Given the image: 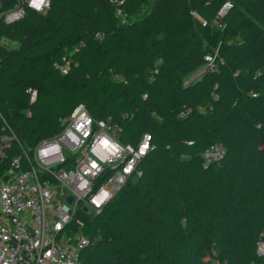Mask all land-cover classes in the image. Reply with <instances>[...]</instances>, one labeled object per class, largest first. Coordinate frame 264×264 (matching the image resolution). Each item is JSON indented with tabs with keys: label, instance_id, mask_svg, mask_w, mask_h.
<instances>
[{
	"label": "trees",
	"instance_id": "16d2710c",
	"mask_svg": "<svg viewBox=\"0 0 264 264\" xmlns=\"http://www.w3.org/2000/svg\"><path fill=\"white\" fill-rule=\"evenodd\" d=\"M49 1L46 15L0 19V109L20 142L59 133L80 105L123 143L153 139L142 175L87 221L82 263L264 264V0ZM209 55L217 71L181 81Z\"/></svg>",
	"mask_w": 264,
	"mask_h": 264
},
{
	"label": "built area",
	"instance_id": "2783aa9c",
	"mask_svg": "<svg viewBox=\"0 0 264 264\" xmlns=\"http://www.w3.org/2000/svg\"><path fill=\"white\" fill-rule=\"evenodd\" d=\"M31 4L17 0L0 19L13 23L28 10L42 15L49 10V0L39 10ZM226 4L215 21L219 28L233 8L232 2ZM216 60L206 57L204 73L218 70ZM69 67L62 65L61 72L66 74ZM28 92L33 103L37 91ZM61 124L59 133L27 149L0 109V264H83L81 253L92 243L85 232L87 221L142 175L139 165L153 149L150 134L142 135L137 145L123 143L118 123L112 118L95 120L84 105ZM216 148L205 154L209 163L223 155ZM43 151L49 155L39 156ZM101 189L111 196L98 208L92 200ZM257 254L264 257V230Z\"/></svg>",
	"mask_w": 264,
	"mask_h": 264
},
{
	"label": "rangeland",
	"instance_id": "374dc122",
	"mask_svg": "<svg viewBox=\"0 0 264 264\" xmlns=\"http://www.w3.org/2000/svg\"><path fill=\"white\" fill-rule=\"evenodd\" d=\"M148 9H144L143 10V14L141 16H136V18H144L146 16V14L148 13ZM122 23H125V20H122ZM6 43L9 44V46H6ZM5 48L10 49V50H15V49H19V44H14L11 42H7L6 40H4V44ZM73 50L68 51L69 55L72 56L73 54ZM203 67H201L200 69H198L196 72H194L193 74H191L188 77H182L180 78L182 82L184 83H190V82H195L196 80L200 79L202 74L204 73V70H202ZM216 151H218L219 154H224L225 152V148L223 146H217ZM145 217L148 219H153L154 217L148 212V211H144ZM212 253V251H211Z\"/></svg>",
	"mask_w": 264,
	"mask_h": 264
},
{
	"label": "clouds",
	"instance_id": "9594fccd",
	"mask_svg": "<svg viewBox=\"0 0 264 264\" xmlns=\"http://www.w3.org/2000/svg\"><path fill=\"white\" fill-rule=\"evenodd\" d=\"M45 3H46V0H32V4L30 6H33L37 10H39ZM231 7H232L231 4H226L225 5V8H231ZM51 151H56V149H53ZM38 155L46 157V156L49 155V152L48 151H43V152L38 153ZM127 171L130 172L131 169L129 168V169H127ZM110 196H111V193L101 189L100 194L93 198L92 203L95 204L99 208L100 205H102L105 201L110 199Z\"/></svg>",
	"mask_w": 264,
	"mask_h": 264
},
{
	"label": "snow or ice",
	"instance_id": "6c2138e0",
	"mask_svg": "<svg viewBox=\"0 0 264 264\" xmlns=\"http://www.w3.org/2000/svg\"><path fill=\"white\" fill-rule=\"evenodd\" d=\"M145 147H147V145H145Z\"/></svg>",
	"mask_w": 264,
	"mask_h": 264
},
{
	"label": "crops",
	"instance_id": "0c3cea01",
	"mask_svg": "<svg viewBox=\"0 0 264 264\" xmlns=\"http://www.w3.org/2000/svg\"><path fill=\"white\" fill-rule=\"evenodd\" d=\"M14 43V42H13ZM15 44V43H14ZM17 44V43H16Z\"/></svg>",
	"mask_w": 264,
	"mask_h": 264
},
{
	"label": "water",
	"instance_id": "95a60500",
	"mask_svg": "<svg viewBox=\"0 0 264 264\" xmlns=\"http://www.w3.org/2000/svg\"><path fill=\"white\" fill-rule=\"evenodd\" d=\"M49 4H50V1H49Z\"/></svg>",
	"mask_w": 264,
	"mask_h": 264
}]
</instances>
